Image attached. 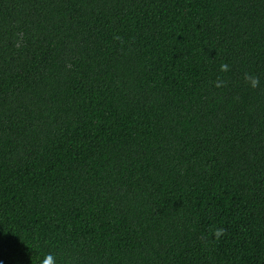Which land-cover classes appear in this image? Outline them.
<instances>
[{"label":"trees","instance_id":"1","mask_svg":"<svg viewBox=\"0 0 264 264\" xmlns=\"http://www.w3.org/2000/svg\"><path fill=\"white\" fill-rule=\"evenodd\" d=\"M48 253L264 264V0H0V264Z\"/></svg>","mask_w":264,"mask_h":264},{"label":"clouds","instance_id":"2","mask_svg":"<svg viewBox=\"0 0 264 264\" xmlns=\"http://www.w3.org/2000/svg\"><path fill=\"white\" fill-rule=\"evenodd\" d=\"M221 72H227L230 70L229 65L227 63H222L220 65ZM246 84H248L251 88L255 89L259 87L260 78L254 74L245 73L243 77ZM224 234V229L217 228L215 229L213 235L218 240ZM40 264H56V258L54 254L48 253L45 254L43 259L40 261Z\"/></svg>","mask_w":264,"mask_h":264}]
</instances>
